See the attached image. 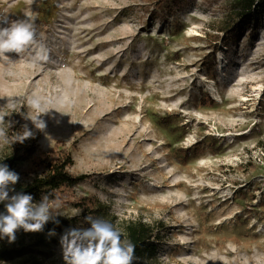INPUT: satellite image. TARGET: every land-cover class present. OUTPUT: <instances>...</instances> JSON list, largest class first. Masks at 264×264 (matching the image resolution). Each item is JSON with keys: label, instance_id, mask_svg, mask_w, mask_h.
<instances>
[{"label": "rangeland", "instance_id": "rangeland-1", "mask_svg": "<svg viewBox=\"0 0 264 264\" xmlns=\"http://www.w3.org/2000/svg\"><path fill=\"white\" fill-rule=\"evenodd\" d=\"M229 1L161 15L152 0H0V27L34 18L50 52L0 57V130L21 111L28 141L71 147L87 175L76 196L109 205L123 237L127 220L153 225L158 254L134 264H264V20L255 37L214 40ZM32 95L48 102L43 132L24 118ZM60 202L63 230L88 227ZM22 247L0 264H63L59 236L0 240Z\"/></svg>", "mask_w": 264, "mask_h": 264}, {"label": "clouds", "instance_id": "clouds-1", "mask_svg": "<svg viewBox=\"0 0 264 264\" xmlns=\"http://www.w3.org/2000/svg\"><path fill=\"white\" fill-rule=\"evenodd\" d=\"M7 26L0 27V57L7 54L20 56L35 48L30 62L35 66L48 62L49 49L37 41V31L34 18L16 20ZM48 102L42 97L32 95L27 99V107L38 113L36 116H25L35 129L45 131L47 122L42 117L50 113ZM34 138L33 131L24 125L22 134L13 137L14 142L23 144L25 140ZM0 140L8 143V138L0 130ZM20 174L6 163H0V240L12 244L17 239V233L22 229L25 233H42L47 224L57 227L61 224L59 209L62 207L59 199L50 201L48 195H42L39 203H34L35 197L29 192H17L15 185L20 182ZM88 227H67L62 233L56 228L49 229L48 237L59 236L60 252L63 264H134L135 245L123 237L121 229L107 219L86 216Z\"/></svg>", "mask_w": 264, "mask_h": 264}, {"label": "trees", "instance_id": "trees-1", "mask_svg": "<svg viewBox=\"0 0 264 264\" xmlns=\"http://www.w3.org/2000/svg\"><path fill=\"white\" fill-rule=\"evenodd\" d=\"M157 14H173L182 9L188 0H152ZM224 16L216 24L219 33L214 40H222L225 44L238 40L246 33L252 37L258 34L264 20V0H230L224 8ZM21 111L11 112L3 116V125L9 140L4 151L0 153V163H6L20 174V182L15 185L17 192H29L40 201L42 195H48L50 201H69L83 210V214L74 221L86 216L101 217L109 220L110 207L98 197L79 195L74 192L77 183L86 178V174H77L72 170L75 160L71 147L61 139L52 148L46 150L35 144V140H25L23 144L14 142L13 137L22 134ZM25 163V165L23 164ZM72 196V199H70ZM0 211L4 205L0 204ZM113 217V216H112ZM72 219H62L59 227L49 223L44 232L56 228L57 233ZM124 237L135 245V259H153L158 254V244L154 240L155 227L143 220H127L123 223ZM22 230V229H21ZM42 244H46L44 240ZM26 247L20 249H3L0 260L24 253Z\"/></svg>", "mask_w": 264, "mask_h": 264}]
</instances>
